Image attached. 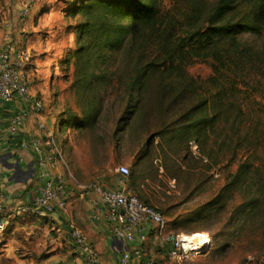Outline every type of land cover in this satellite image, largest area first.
Returning a JSON list of instances; mask_svg holds the SVG:
<instances>
[{"label": "rangeland", "instance_id": "374dc122", "mask_svg": "<svg viewBox=\"0 0 264 264\" xmlns=\"http://www.w3.org/2000/svg\"><path fill=\"white\" fill-rule=\"evenodd\" d=\"M73 1L0 0V49L26 55L30 92L31 85L37 86L31 94L44 104V96L50 100L41 120L63 151L71 174L61 171L68 182L77 186L99 179L106 187H117V167L127 165L128 188L160 210L170 230L211 238L196 264H264V117L254 109L264 108L263 84H256L255 101L238 97L252 107L242 113L227 108L229 99L224 98L226 110L217 117L213 110L205 113L208 121L197 136L196 118L186 117L196 115L188 113L196 94L177 97L178 84H171L163 70L155 71L145 94L128 101L124 89L134 66L130 45L109 62L105 85L78 91L71 53L76 36L68 28L74 20L65 14ZM202 1L207 9L216 0ZM188 4L160 0L164 19L173 14L182 21ZM182 68L181 75L194 88L214 93L212 69L205 61L191 60ZM44 84L48 94L40 91ZM90 106L97 112L88 111ZM9 208L0 210L7 221L0 231V264H71L68 227L42 214Z\"/></svg>", "mask_w": 264, "mask_h": 264}, {"label": "trees", "instance_id": "16d2710c", "mask_svg": "<svg viewBox=\"0 0 264 264\" xmlns=\"http://www.w3.org/2000/svg\"><path fill=\"white\" fill-rule=\"evenodd\" d=\"M189 1L191 5L181 11L182 21L173 14L165 20L160 0L73 1L65 14L74 20L68 28L76 36L71 52L76 89L92 92L100 83L105 85L111 74L109 62L130 45L134 66L124 89L129 102L149 90L153 74L161 69L171 76V84H178L177 97L196 94V104L188 112L196 115L186 116L196 118V136L205 129L209 110L216 117L226 110L224 98L229 99L227 108L237 113L252 108L237 100L241 96L255 101L257 83L263 84L264 94V0H216L207 9L202 0ZM191 60L210 66L214 93L204 94L201 86L194 88L185 73L181 75L182 65ZM259 108L254 109L264 117V108ZM88 111L97 109L90 106ZM240 176L236 174L234 183Z\"/></svg>", "mask_w": 264, "mask_h": 264}, {"label": "built area", "instance_id": "2783aa9c", "mask_svg": "<svg viewBox=\"0 0 264 264\" xmlns=\"http://www.w3.org/2000/svg\"><path fill=\"white\" fill-rule=\"evenodd\" d=\"M28 11L29 8L26 7L23 14H28ZM26 59V55L20 50L0 49V101L9 103L16 97H22L29 107L14 113L9 123V131L18 132L27 117L33 116L39 129L45 133L44 137L30 140L37 155L40 184L29 202L19 204L13 210L42 214L52 222L64 218L71 240L86 262L99 264L98 250L71 216L70 199L73 188L61 169L66 170L68 175L71 173L54 133L40 119L45 104L41 97L30 92V83L24 73ZM117 172V187H106L99 179L85 185L76 183L82 190H91L97 195L92 199V218L95 221H105L110 235L127 243L128 247L122 250L117 264H196V257L208 245L199 246L184 237V233L170 230V223L165 215L128 188L130 168L120 165ZM6 204L7 197L0 186V210ZM6 222L5 217H0V231L5 229ZM149 239L163 252L160 262L145 254L144 244Z\"/></svg>", "mask_w": 264, "mask_h": 264}, {"label": "crops", "instance_id": "0c3cea01", "mask_svg": "<svg viewBox=\"0 0 264 264\" xmlns=\"http://www.w3.org/2000/svg\"><path fill=\"white\" fill-rule=\"evenodd\" d=\"M36 70L38 72V67ZM35 76L37 77L39 74ZM31 86V93H36L37 86ZM40 91L48 94V85H40ZM44 98L47 100L45 106H50L48 97L44 96ZM28 108L27 101L22 97H16L9 103L0 101V186L7 197L5 208L8 207V210H10L9 206L16 207L19 204L29 202L40 184L38 179L39 167L36 163L37 155L30 144V140L44 137L45 133L39 129L33 116L27 117L18 132L11 133L9 131V123L14 113ZM45 117L46 114H42L40 119ZM72 188L71 216L77 225L83 229L90 243L98 250L99 264H117L122 250L128 247L127 243L113 238L105 221H95L92 218V199L97 195L91 190L84 191L77 186H72ZM56 224H63L65 228L68 227L64 218ZM67 232H69L68 229ZM68 244L72 246L71 264H87L84 256L70 239ZM144 250L147 255L158 256L159 262L163 258V252L153 244L151 239L144 244Z\"/></svg>", "mask_w": 264, "mask_h": 264}, {"label": "bare ground", "instance_id": "6f19581e", "mask_svg": "<svg viewBox=\"0 0 264 264\" xmlns=\"http://www.w3.org/2000/svg\"><path fill=\"white\" fill-rule=\"evenodd\" d=\"M183 236L193 242H196L197 245L202 247H206L211 243V238L202 232H193L192 234H184Z\"/></svg>", "mask_w": 264, "mask_h": 264}]
</instances>
